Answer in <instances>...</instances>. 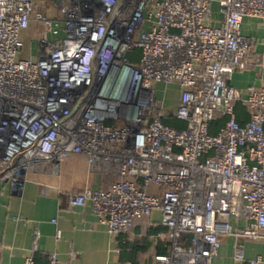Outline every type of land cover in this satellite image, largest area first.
I'll return each mask as SVG.
<instances>
[{
  "label": "built area",
  "instance_id": "obj_1",
  "mask_svg": "<svg viewBox=\"0 0 264 264\" xmlns=\"http://www.w3.org/2000/svg\"><path fill=\"white\" fill-rule=\"evenodd\" d=\"M58 4L62 17L52 19L33 0H0V184L21 193L28 174L56 175L66 158L83 156L117 180L105 191L69 193V208L89 205L112 236L158 211L169 248L154 264H212L227 236L264 241V87L229 83L252 51L241 21L264 23V0ZM30 24L43 27L41 49L20 59ZM158 86H176L172 117L183 128L161 122ZM218 115L225 120L212 133ZM40 238L35 231L23 264H34ZM75 260L74 251L65 262L52 253L48 264ZM232 261H244L237 242Z\"/></svg>",
  "mask_w": 264,
  "mask_h": 264
},
{
  "label": "crops",
  "instance_id": "obj_2",
  "mask_svg": "<svg viewBox=\"0 0 264 264\" xmlns=\"http://www.w3.org/2000/svg\"><path fill=\"white\" fill-rule=\"evenodd\" d=\"M58 2L44 0L34 7V11L52 19L62 17ZM212 9L216 13V6ZM216 25V22L212 24ZM42 30L40 24H30L22 32L24 45L20 59L38 56ZM240 33L252 40V51L248 64L236 70L229 83L239 90H244L247 84L264 87V23L257 18L244 17ZM171 91L178 92L176 86L171 87L169 93ZM235 108L237 121L246 122L248 112L245 107L237 103ZM174 124L185 125L177 120ZM116 180L114 174L98 172L88 166L83 156L74 155L62 162L56 175L28 174L21 193H11L14 191L8 184H0V264H23L35 231L41 238L34 264H48L52 253L65 262L71 251L76 252L75 264H154V256L167 253L169 248L165 238L158 236L164 231L158 211L135 217L126 234L112 236L99 223L89 205L73 209L68 206L69 193L80 192L83 188L105 191ZM144 191L153 194L157 189L148 186ZM232 223L235 225L234 220ZM237 225L243 226L244 223L240 221ZM235 242L243 250L244 261L240 264H249V260L257 256L264 263L263 240H237L227 236L222 240L212 264H233L232 245Z\"/></svg>",
  "mask_w": 264,
  "mask_h": 264
},
{
  "label": "rangeland",
  "instance_id": "obj_3",
  "mask_svg": "<svg viewBox=\"0 0 264 264\" xmlns=\"http://www.w3.org/2000/svg\"><path fill=\"white\" fill-rule=\"evenodd\" d=\"M43 1L44 0H33V7H36V5H39V3L43 2ZM213 7H215V4L213 5ZM133 53H134V55H133ZM137 54H138V51H133L132 52V55L135 57V59H137V57H138ZM158 87H159V90L157 92V95L160 96V97H162L164 99V102H165L164 104H167L168 105V103H170V101H169V93L167 91L165 92L164 89H163V87H160V86H158ZM234 111L236 113V108H234ZM170 120H166L165 123L168 124V125H170V126H172V127H176V128L181 127L182 128V126H176ZM224 120H225L224 117H222L220 115L216 116V118L214 119V121L211 124V132L212 133L216 132L217 129L223 124Z\"/></svg>",
  "mask_w": 264,
  "mask_h": 264
},
{
  "label": "trees",
  "instance_id": "obj_4",
  "mask_svg": "<svg viewBox=\"0 0 264 264\" xmlns=\"http://www.w3.org/2000/svg\"><path fill=\"white\" fill-rule=\"evenodd\" d=\"M177 96H178V92H176V91H171L170 93H169V101H170V103H168V105H167V110H166V112L164 113V116L161 118V122L162 123H164V124H166L165 123V121L166 120H170V121H172L173 122V124H174V120H176L174 117H172V112L174 111V107H175V103H176V99H177ZM171 115V116H170ZM168 125V124H167ZM170 126V125H169ZM172 127V126H171ZM184 127V126H183ZM182 127V128H183ZM173 128H176V127H173ZM181 127H179L178 129H180ZM140 188H142V189H144L145 190V188L146 187H143V186H141L140 185ZM188 244V237L187 236H185L184 238H182V240H181V245H187Z\"/></svg>",
  "mask_w": 264,
  "mask_h": 264
}]
</instances>
